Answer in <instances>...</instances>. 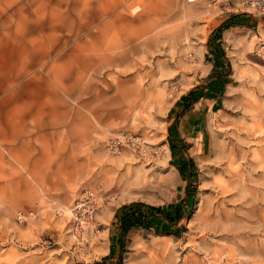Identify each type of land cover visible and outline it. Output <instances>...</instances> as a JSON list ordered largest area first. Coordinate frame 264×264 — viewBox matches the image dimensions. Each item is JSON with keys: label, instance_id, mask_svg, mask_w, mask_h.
Segmentation results:
<instances>
[{"label": "rangeland", "instance_id": "obj_1", "mask_svg": "<svg viewBox=\"0 0 264 264\" xmlns=\"http://www.w3.org/2000/svg\"><path fill=\"white\" fill-rule=\"evenodd\" d=\"M234 14L245 24L220 29ZM260 17L237 0H0V61L30 40L57 43L35 44L42 56L0 90V101L46 94L39 117L33 104L20 122L68 145L46 150L38 166L46 170L31 172L9 170L11 150L0 147V167L23 178L12 189L0 179V264H264ZM210 37L225 54L228 82L217 102L183 115L177 103L211 67ZM173 122L193 165L184 175L168 143ZM74 143L80 165L70 180L65 167L53 169ZM181 201L189 206L175 231L118 234L122 205Z\"/></svg>", "mask_w": 264, "mask_h": 264}, {"label": "crops", "instance_id": "obj_2", "mask_svg": "<svg viewBox=\"0 0 264 264\" xmlns=\"http://www.w3.org/2000/svg\"><path fill=\"white\" fill-rule=\"evenodd\" d=\"M253 19V18H252ZM261 20L262 17H260ZM254 20V19H253ZM49 44L51 45L49 48L54 47L57 43L55 41H34L30 40L29 47L23 43V45H19L17 49L14 50V57L11 58H5L0 61V74L6 73L8 76L6 79L0 80V90L5 89L6 85H10L14 80H17V75L20 73H25L26 70L22 71V68L24 66H29L30 64H34L35 57H41V54L37 52L36 56V47L35 44ZM28 44V43H27ZM31 45V46H30ZM43 49H48L46 47H43ZM48 51V50H46ZM40 52V51H39ZM79 55V54H78ZM77 56V54L68 53L67 58ZM212 68L209 69V72ZM25 69V68H24ZM209 72L204 76L209 74ZM13 74L12 78L10 77ZM204 79L197 82L194 86L199 85L200 83H203ZM14 90H20V87L14 89ZM45 93V92H44ZM46 94L41 96L40 99H31L26 98L22 100L17 101H0V107L1 109H6L5 111V117L4 120L6 121V127L3 128L0 126V147H7L11 150V156H12V164L14 167H12L11 171L14 172H31V171H37V170H46L44 168L38 167L39 165H42L44 163V160L42 157L45 154L46 150L54 149L57 151V154L62 151V147H68L67 144H64L61 142V135L60 133H52V132H25V127L21 121L22 114L25 113V111H28L30 107L35 104L36 113L35 116L39 117L44 105L50 104L49 101L46 99ZM56 98L60 97L59 93H55L54 97ZM202 100H208V98H200L196 102H194L185 112H183V115L189 114L192 112L194 106H196L197 103L201 102ZM11 105V106H9ZM9 106V108H8ZM9 110H8V109ZM11 108V109H10ZM180 108V105H179ZM66 111V110H65ZM190 120L196 119V113L189 115ZM180 119V116L177 117ZM187 119V118H186ZM186 119L181 124V131L187 132L186 130ZM83 123V122H82ZM86 125V124H85ZM84 123L82 124L83 130H88L89 126L86 125L85 129ZM38 128H44L38 127ZM83 135V134H82ZM81 135V136H82ZM88 135V136H87ZM86 137H89V133H87ZM77 150L81 152V149H76L75 143L70 146V150L66 153L64 160L59 162L55 169H53L54 173L56 175H60V171L64 169V173L66 176V179L74 180L76 179L75 172L76 169H78L79 163L76 161ZM56 154V153H55ZM0 165H2V162H0ZM0 179H3L5 181V187L7 188H16L15 184L22 181V177L15 176V175H6L5 169L0 167Z\"/></svg>", "mask_w": 264, "mask_h": 264}, {"label": "trees", "instance_id": "obj_3", "mask_svg": "<svg viewBox=\"0 0 264 264\" xmlns=\"http://www.w3.org/2000/svg\"><path fill=\"white\" fill-rule=\"evenodd\" d=\"M240 18L241 16L237 14L228 16L226 21L220 26V29L234 25H244L245 23ZM208 44L209 51L214 53V58L211 62L212 68L206 78H204V82L189 89L177 103L178 106L180 105L181 113L185 112L200 98L213 99L217 102L228 82L229 64L223 50L217 46V43H212L211 37L208 40ZM168 143L171 155L177 159V162L173 163V165L184 175L186 168H192L193 165L190 159H185L181 155L185 152L186 145L179 139L175 122L168 127ZM187 193L193 195L189 189ZM184 203L181 201L166 206H152L142 202L124 204L116 215L118 234L124 233L133 227H152L157 232H163L170 228L175 231L176 225L185 214V208L189 206Z\"/></svg>", "mask_w": 264, "mask_h": 264}, {"label": "built area", "instance_id": "obj_4", "mask_svg": "<svg viewBox=\"0 0 264 264\" xmlns=\"http://www.w3.org/2000/svg\"><path fill=\"white\" fill-rule=\"evenodd\" d=\"M193 2L194 0H187ZM241 5L247 6L255 10L258 15L264 16V0H237ZM92 195V193H90ZM17 218L21 221L24 220V214L20 211L17 212Z\"/></svg>", "mask_w": 264, "mask_h": 264}, {"label": "bare ground", "instance_id": "obj_5", "mask_svg": "<svg viewBox=\"0 0 264 264\" xmlns=\"http://www.w3.org/2000/svg\"><path fill=\"white\" fill-rule=\"evenodd\" d=\"M85 57V56H84ZM100 57V56H99ZM101 60H102V58H101ZM109 60V59H108ZM110 60H112V62H115V61H120L121 60V57L118 55V56H116V55H114L113 57H111V59ZM104 62V61H103ZM111 62V61H110ZM109 62V63H110ZM102 63V62H101ZM100 63V64H101ZM203 71H205V69H202ZM84 87V86H83ZM87 87V86H86ZM232 162H233V157H230L229 158V160H228V163H227V168H228V170L230 171V173H231V175L232 176H237L238 175V170H237V167L235 168V167H233L232 166ZM225 182H222V184H220V186H222L223 188H224V186H225ZM221 187V188H222Z\"/></svg>", "mask_w": 264, "mask_h": 264}]
</instances>
